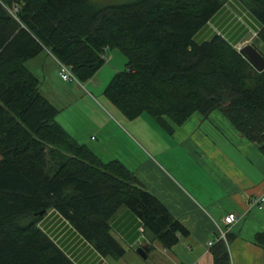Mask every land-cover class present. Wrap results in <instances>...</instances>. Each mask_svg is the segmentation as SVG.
Returning a JSON list of instances; mask_svg holds the SVG:
<instances>
[{"label":"trees","instance_id":"trees-1","mask_svg":"<svg viewBox=\"0 0 264 264\" xmlns=\"http://www.w3.org/2000/svg\"><path fill=\"white\" fill-rule=\"evenodd\" d=\"M227 1L0 0V264H76L40 225L51 209L112 259L126 254L111 229L120 211L165 249L188 234L134 170L105 160L57 122L61 109L27 67L43 53L83 84L117 49L126 66L103 97L127 119L146 114L174 135L193 115L203 123L219 112L264 155V71L236 49L247 29L208 27ZM231 2L255 26L253 45L264 56V0ZM229 241L211 247L213 264H231ZM255 241L264 249V231Z\"/></svg>","mask_w":264,"mask_h":264},{"label":"crops","instance_id":"crops-1","mask_svg":"<svg viewBox=\"0 0 264 264\" xmlns=\"http://www.w3.org/2000/svg\"><path fill=\"white\" fill-rule=\"evenodd\" d=\"M108 67L103 66L88 82L93 84L96 76ZM94 86L93 89L97 88L96 84ZM87 92L95 98L92 93ZM102 94L100 93V96ZM64 114L65 120L68 121L72 113ZM60 115L61 112L58 117ZM216 116V113L210 115L209 119L220 128L225 127L224 119L215 120ZM122 117L123 123L133 130L134 121L124 115ZM194 118L197 121L189 132L185 133L184 129L190 121L178 127L176 133L170 136L176 139L178 133L184 134L181 143L184 140H192L186 147L190 152H194L203 165L208 163L210 166L205 170L199 166L188 169L184 162L187 159L173 150L171 139L159 137L156 140L144 135L146 132L142 130L143 148L150 158L147 157L146 178L139 175L140 173H135L144 188L154 194L176 220L187 228L188 234L179 235L178 244L172 248H163L148 233L141 231L142 223L128 210L120 211L112 222V235L126 249V254L116 259L100 256L56 210H49L41 221L43 231L50 235L76 264H213L211 246L208 243L217 240L220 230H225V238L229 237L230 240L228 251L231 264H264V249L255 241V235L264 231V203L261 210L252 205L253 199L264 197V155L260 150L253 156L247 154L248 147L253 148L250 144L254 143L247 141L232 128L229 129L233 138L221 136L222 139L217 143L210 141L201 132L202 118ZM105 124L106 122L100 123L98 128H103ZM90 137L94 139L93 136ZM79 141L93 147L88 140ZM228 213L238 216V221L230 228L224 221ZM142 245L149 248L146 259L137 252Z\"/></svg>","mask_w":264,"mask_h":264},{"label":"rangeland","instance_id":"rangeland-1","mask_svg":"<svg viewBox=\"0 0 264 264\" xmlns=\"http://www.w3.org/2000/svg\"><path fill=\"white\" fill-rule=\"evenodd\" d=\"M93 1L104 7L106 5L131 3L134 0ZM233 1L236 2L237 0ZM250 16L252 17V15ZM240 23L247 29L245 35H248L246 38H241L242 42L236 44V49L240 51V48L242 47L241 44L249 43L253 45L254 41L257 42L258 32L248 18L242 14V12L235 9L231 0L226 2L222 12H220L216 20H212L208 27L215 32L220 33V31H222L221 28H224L226 25H234L236 26L235 28L242 29L239 27ZM205 35V31H203L199 34V38ZM209 39H211V36ZM107 55L108 58L106 59L105 66L109 67L96 76L93 84L90 82H83V84H79L76 81L65 82L59 75L57 60L49 53H43L39 58L37 57L29 61L27 67L39 77L42 93L46 95L56 107H59L62 110L60 111L61 115L58 117L57 122L59 121L70 134L76 136V138H80L79 140H88V142H91L96 152L105 160L112 161L118 159L122 163L128 165L135 173H140L139 175H143L145 178L147 159L150 157H148L149 155L147 151L143 148V141L141 139L144 135H147L150 138H155L156 140L159 137H167V139H171L173 150L177 153L179 152L187 159L184 160V162L188 169L192 170L199 166L205 170L210 166L208 163L203 165L202 161L195 157L194 152L192 150L190 152L189 148L186 147L192 143V140H184V142L181 143V137L184 135L182 133H178L177 137H175L176 139H173L172 136L166 134V132L159 127L151 116L143 114L137 118V120H134L133 125L135 131H133L134 129L131 130V127L123 123L121 119L123 118V115L119 110H116V108L109 103L105 97H103V94L100 96V93H103L113 76L125 68L127 58L117 49H110ZM95 84L97 88L93 89ZM87 91L92 93L95 98H93ZM64 112L72 113L71 118L68 121L64 118L66 117ZM216 115L217 116L214 119H224L226 122L225 127L220 128L217 123L208 119V121L202 123V134L206 135L210 141L215 143L222 139L220 138L221 136L233 138L232 132L229 129L232 128L235 130L232 124L224 118L223 114L216 112ZM195 116L201 118L198 114H195ZM195 116L190 118L189 124L184 129L185 133L189 132L194 122L197 121L194 120ZM105 122L106 124L103 128L99 129L98 126L100 123ZM142 130L146 132L144 135H142ZM90 136H93L94 139L92 140ZM250 145L253 146L255 150L249 146L246 153L253 156L259 150V144ZM228 151L230 152V150ZM241 154L244 155L242 151ZM156 158L159 159L157 155ZM253 163L256 165L255 161Z\"/></svg>","mask_w":264,"mask_h":264},{"label":"built area","instance_id":"built-area-1","mask_svg":"<svg viewBox=\"0 0 264 264\" xmlns=\"http://www.w3.org/2000/svg\"><path fill=\"white\" fill-rule=\"evenodd\" d=\"M58 64H59V71H58L59 75L61 76V78L65 82L76 80V77L74 76L73 72H71L72 70L70 69V67L65 66V64H63V63L58 62ZM263 203H264V197L263 196H260L259 198L252 200V205L255 208H262ZM224 221H225L227 227L230 228L233 226V223H236L238 221V216L235 213H231V214L228 213L225 216ZM141 231L143 232L144 228L141 227ZM226 234H227V231L220 230L218 239L209 241L208 245L212 247L215 243L220 242L221 240H226V238H225Z\"/></svg>","mask_w":264,"mask_h":264},{"label":"water","instance_id":"water-1","mask_svg":"<svg viewBox=\"0 0 264 264\" xmlns=\"http://www.w3.org/2000/svg\"><path fill=\"white\" fill-rule=\"evenodd\" d=\"M239 53H241L252 65L253 68H255L257 71L261 72L264 71V56L263 54L257 49L256 46L252 44H242V47L240 48ZM149 248L145 245H142L141 248L137 250L138 254L143 257L147 258V252Z\"/></svg>","mask_w":264,"mask_h":264}]
</instances>
